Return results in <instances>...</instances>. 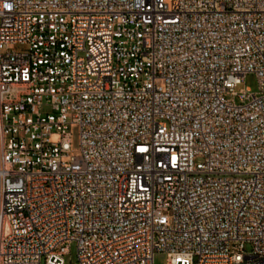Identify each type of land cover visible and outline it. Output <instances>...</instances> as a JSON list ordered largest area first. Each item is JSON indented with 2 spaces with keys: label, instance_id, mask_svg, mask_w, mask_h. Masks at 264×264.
<instances>
[{
  "label": "built area",
  "instance_id": "2783aa9c",
  "mask_svg": "<svg viewBox=\"0 0 264 264\" xmlns=\"http://www.w3.org/2000/svg\"><path fill=\"white\" fill-rule=\"evenodd\" d=\"M72 242L264 264V0H0V264Z\"/></svg>",
  "mask_w": 264,
  "mask_h": 264
},
{
  "label": "rangeland",
  "instance_id": "374dc122",
  "mask_svg": "<svg viewBox=\"0 0 264 264\" xmlns=\"http://www.w3.org/2000/svg\"><path fill=\"white\" fill-rule=\"evenodd\" d=\"M241 89H250L251 92L256 93L259 91L258 82L255 79V76L250 74L247 75L245 80L237 90ZM69 252L65 255L66 264H80L77 258V244L72 242L68 245ZM247 250H250V247L247 245ZM168 260L167 254L159 253L155 256L154 263L155 264H166Z\"/></svg>",
  "mask_w": 264,
  "mask_h": 264
}]
</instances>
